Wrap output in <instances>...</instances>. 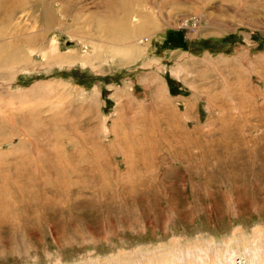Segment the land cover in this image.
Here are the masks:
<instances>
[{"label":"rangeland","instance_id":"obj_1","mask_svg":"<svg viewBox=\"0 0 264 264\" xmlns=\"http://www.w3.org/2000/svg\"><path fill=\"white\" fill-rule=\"evenodd\" d=\"M0 1V264H264V0Z\"/></svg>","mask_w":264,"mask_h":264},{"label":"bare ground","instance_id":"obj_2","mask_svg":"<svg viewBox=\"0 0 264 264\" xmlns=\"http://www.w3.org/2000/svg\"><path fill=\"white\" fill-rule=\"evenodd\" d=\"M20 2H16V3H14V5L15 6H13V8H17V7H19V6H21V3L19 4ZM154 4V3H153ZM3 6V3H2V1H0V7H2ZM137 6H141V5H137ZM135 7V6H134ZM15 8V9H16ZM138 8V7H137ZM129 9V8H128ZM139 9V8H138ZM32 10L33 11H35V13L37 12V13H39V15H40V17H42L43 18V20H45V18H46V15H47V13H48V11H49V9L47 8V6H46V4L44 5H39L38 4V2L35 0L34 2H33V5H32ZM135 11H136V9H135ZM134 12V11H133ZM132 12V13H133ZM139 12H140V10L139 11H137V12H134V14H132V13H129V14H131V16L132 17H130L129 19H127L126 20V23H124L125 25H127V23H129L130 24V19L132 20V21H137V20H141V24L140 25H134L133 24V26L129 29L130 30V37L133 35V34H135L136 36H137V34H140L141 33V30H143V29H141L142 28V26H143V18H136L135 16H133V15H135V14H137V15H139ZM35 13L33 14L34 16H35ZM127 14H128V10H127ZM143 17H144V15H142ZM36 17H37V15H36ZM134 17V18H133ZM49 19V18H48ZM145 19V18H144ZM148 19V18H147ZM146 19V20H147ZM128 21V22H127ZM141 29V30H140ZM19 30L20 29H17V32H13V33H11L10 35L9 34H6V31H1L0 30V47H6V44H5V42H7L10 46H14L15 48H14V50H11L10 51V53L8 54V58H11V59H14L15 58V56L16 55H20L18 58H24V56H26V55H24L23 54V52L21 51V48H19V46L20 45H22V41L20 40H17V38H19V37H21L23 34H24V32L23 31H21V32H19ZM127 30V29H126ZM126 32V31H125ZM10 36V37H9ZM113 37V36H112ZM125 38V37H124ZM28 39H30V40H25L26 41V43L28 44V46L31 48V44L33 43V39L32 38H28ZM130 39V38H129ZM137 39V38H136ZM114 40V39H113ZM118 40V39H117ZM122 41V40H121ZM130 42H128V41H125V43H124V45L125 46H129V44H133V41L132 40H129ZM111 42V41H110ZM109 42V43H110ZM123 43V42H122ZM128 43V44H127ZM24 44V43H23ZM122 44H120L119 46H121ZM134 45H135V43H134ZM122 47V46H121ZM49 54V53H48ZM24 55V56H23ZM54 58V57H53ZM52 57H49L48 59H50V60H52L53 59ZM1 60V59H0ZM55 61H59V62H62L63 61V59H61L59 56H56L55 57V59H54Z\"/></svg>","mask_w":264,"mask_h":264}]
</instances>
